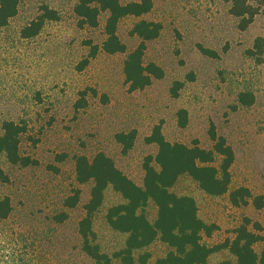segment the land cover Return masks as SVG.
I'll return each mask as SVG.
<instances>
[{
	"label": "rangeland",
	"instance_id": "obj_1",
	"mask_svg": "<svg viewBox=\"0 0 264 264\" xmlns=\"http://www.w3.org/2000/svg\"><path fill=\"white\" fill-rule=\"evenodd\" d=\"M75 3L20 0L17 14L0 27V134L3 121L25 125L19 152L37 161L11 164L0 154V167L9 176L8 182L0 183V197L8 195L13 207L11 218L0 222V264L17 263L16 251L34 244L44 249L41 259L47 264H95L81 252L77 233L91 184L76 181L74 157L91 158L103 151L141 185L143 160L157 150L144 139L158 124L171 142L211 148L207 131L212 122L234 150L230 188L246 186L252 195H264V64L247 54L254 39L264 37V14L241 29L224 0H154L151 11L140 18L159 22L161 31L146 43L144 60L155 62L164 74L146 88L131 91L122 69L125 53L108 54L100 48L106 15H100L97 27H79ZM42 5L57 10L59 19L46 21L34 37H22L21 29ZM140 18L128 16L118 23L127 51L139 42L130 30ZM91 45L98 47L94 56ZM200 46L217 56L205 55ZM175 81L182 83L176 97L170 91ZM241 92L252 93L253 102L242 104ZM181 108L188 113L184 127L178 124ZM131 129L136 130L133 146L123 152L115 134ZM74 189L80 190L79 202L68 208L64 200ZM172 190L192 196L200 218L217 226L210 236L203 235L205 244L232 238L244 218L259 222L264 236V204L255 208L250 201L235 207L227 194L208 195L187 175L179 177ZM121 201L109 187L92 216L95 241L110 255L124 245L126 234L113 229L105 215L109 206ZM61 212L65 219L53 220ZM145 214L150 222L156 218L151 201ZM254 248L259 252L262 243ZM169 250L156 239L138 253L148 254L150 263ZM224 259L234 260L227 249L209 261Z\"/></svg>",
	"mask_w": 264,
	"mask_h": 264
},
{
	"label": "trees",
	"instance_id": "obj_2",
	"mask_svg": "<svg viewBox=\"0 0 264 264\" xmlns=\"http://www.w3.org/2000/svg\"><path fill=\"white\" fill-rule=\"evenodd\" d=\"M75 1L73 10L79 27H97L100 15H106L103 26L105 39L100 48L108 54L125 53L122 69L129 90H142L153 79L163 76L164 71L159 65L144 60L146 43L155 39L161 31L159 22L140 18L151 11L154 0H131L124 3L120 0ZM224 1L229 4V12L238 18L241 29H245L256 15L264 14V0ZM19 3L20 0H0V27L5 26L17 14ZM128 16L140 18L130 30V35L139 38L138 44L130 51H127V45L117 33L118 23ZM58 19L57 10L42 5L40 13L21 29L20 35L24 38L34 37L46 21ZM90 48V56H94L98 47L91 45ZM199 48L207 56H217L212 49L202 46ZM247 54L255 62L264 64L263 36L254 39ZM181 85L180 81L174 82L170 88L172 96H177ZM238 98L245 105L254 100L253 94L249 92H241ZM77 104L79 103L76 106ZM177 117L178 124L184 127L188 120L187 110L179 109ZM1 129L0 154L8 162L22 166L37 164L36 160L19 152L20 135L25 132V125L6 120L3 121ZM207 133L212 141L211 148L201 147L198 143L189 146L167 140L161 126L155 125L144 140L146 143L155 144L157 150L154 155L149 154L143 160L141 185L129 178L103 151L97 152L91 158L85 154L75 155L76 181L78 184H91L89 199L83 206L85 214L78 222L81 252L95 264H264V236L259 233L262 230L259 222L244 218L234 229L232 238H227L220 244L207 245L202 242L203 235L210 236L217 226L200 218L192 196L172 190L179 177L187 175L208 195L227 194L230 203L235 207L246 206L250 201L255 208L263 206L264 195H252L246 186L230 188L234 150L225 136L217 134L212 122ZM135 137V129L115 134L123 152L133 146ZM8 181V174L0 167V183ZM109 187L121 196L122 201L108 207L105 219L113 229L126 234L124 245L111 255L102 251L96 243L92 228L93 213L101 206L105 191ZM79 194L80 190L74 189L73 194L65 198L64 205L68 208L76 206ZM150 201L156 207V218L153 222L145 214V207ZM12 213L11 198L8 195L0 197V222L8 221ZM65 217L66 214L61 212L54 215L53 220L62 222ZM156 239L167 244L170 250L149 263L148 254L138 252ZM258 242L262 243L259 252L254 248ZM23 249L16 251L18 261L15 264H47L46 259H41L44 249L41 250L35 244L32 247L24 246ZM221 249H227L234 260L224 259L211 263V255Z\"/></svg>",
	"mask_w": 264,
	"mask_h": 264
}]
</instances>
